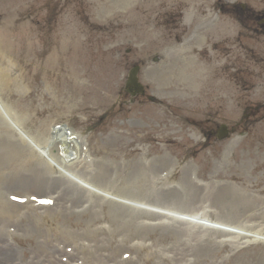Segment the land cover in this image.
Segmentation results:
<instances>
[{
	"label": "rangeland",
	"instance_id": "374dc122",
	"mask_svg": "<svg viewBox=\"0 0 264 264\" xmlns=\"http://www.w3.org/2000/svg\"><path fill=\"white\" fill-rule=\"evenodd\" d=\"M0 31V141L17 149L0 165V264H264V241L232 232L251 209L230 219L231 196L206 190L232 182L264 199V0H0ZM61 137L78 145L74 179L38 151L60 161ZM102 163L120 166L103 177ZM121 197L185 213L190 199L205 220ZM116 209L130 234L113 232Z\"/></svg>",
	"mask_w": 264,
	"mask_h": 264
},
{
	"label": "bare ground",
	"instance_id": "6f19581e",
	"mask_svg": "<svg viewBox=\"0 0 264 264\" xmlns=\"http://www.w3.org/2000/svg\"><path fill=\"white\" fill-rule=\"evenodd\" d=\"M4 39L5 38H3L2 32L0 31V51L2 48L8 47V44L5 42ZM64 50H65V45L61 44L60 46H57V50L55 51V55L59 59V67H60L59 71L60 72H62V65H61L60 57L62 56ZM26 52H28V50H26ZM54 61H55L54 56L50 54L46 59L40 60L38 64L41 68L48 69L49 67L52 66V63H54ZM62 73L63 75H65V69H63ZM4 83L7 84L8 81H4ZM5 86L9 87V85H5ZM58 130H61V129H58ZM58 130H57V133L59 132ZM64 138L65 137L56 139V142L60 143L56 148H57V151L61 153L62 157H60V161H55V163L57 164V167L55 168H57L62 173L67 172V167L78 156V145L74 146L75 141L73 139L69 141H65ZM7 147L8 146H7L5 139L3 141H0V165L3 163V161L8 156L12 155L13 152L17 154V149L11 145V148H8V150H10V155H7L6 153ZM38 149L40 150L39 152H41V154L45 153L46 155L49 156V154L47 153V149L42 148V147L40 148L39 146H38ZM70 156H72V159L68 161L67 158ZM118 166H120V164L118 163H115L113 165L109 163H102L99 165V172H101L103 177H107L109 175V171L117 169ZM135 166L137 167L138 164H135ZM125 168H130V170H132V165L128 164ZM157 168L158 167L152 168L148 172L150 174H154ZM186 181H187L186 184L188 186L190 185L189 183H192L193 187L195 188L196 186H198V183L196 181L193 182L192 180L188 178H186ZM84 182L85 184H87L88 189L90 188V190H97L94 188L95 186L93 184L87 181H84ZM206 190L208 193L214 196L215 199H219V197L224 194L231 196L234 205L232 206V211L229 210L230 213L227 215V217L230 219H235L237 215H239L238 214L239 211L251 209L250 210L251 213L248 214V216L246 217L247 219H245L244 222L241 224L242 227L232 232L236 233L237 235H240V234L249 235V234L243 233V232L246 233V231L247 232L249 231V233H252L249 235V237H252L254 240L264 241V227L262 229L253 230L258 225H260V224L255 225L254 224L256 223L255 221L258 218H264V199H262V197H259V196L257 197L255 194L250 193L246 186L239 187L236 183H232V182H212V183H209ZM104 195L105 197L107 196L109 198L113 197L108 192H104ZM121 198L122 199L118 198V200L128 203V204H132V206H136V207L146 209L148 211H152L158 214L159 216L164 215V216H169L175 219L177 218L179 220L196 222V223H198V221H194L191 218L192 216L193 218H196V219L205 220V217L202 216L205 214H201L199 210H190L191 207H188L192 203L190 199L185 203L186 205H184V207H180V208L187 209L188 211H192V212L183 213V212H179L171 208L163 207L160 205H154V204H149L147 202H142L141 200H137V199H125L123 197ZM253 208L255 209L256 212L254 211ZM257 209H261L260 212H257ZM178 213H180L181 215H179ZM251 219H253L252 223L249 222ZM112 221H113V226L115 227V229L113 228V232L121 231V232H124L125 234H130L132 232V218L125 211L117 210V209L112 210ZM223 233H226V232H223ZM211 240H215V239L212 237ZM186 247L187 246H183L182 248L184 249Z\"/></svg>",
	"mask_w": 264,
	"mask_h": 264
},
{
	"label": "water",
	"instance_id": "95a60500",
	"mask_svg": "<svg viewBox=\"0 0 264 264\" xmlns=\"http://www.w3.org/2000/svg\"><path fill=\"white\" fill-rule=\"evenodd\" d=\"M137 68H133L131 69L130 73H129V78L127 81V85L132 86V84H135V73H136ZM226 128L224 126L220 127L219 132H218V137L219 138H223L226 135Z\"/></svg>",
	"mask_w": 264,
	"mask_h": 264
}]
</instances>
